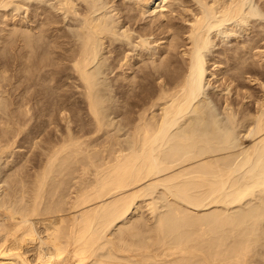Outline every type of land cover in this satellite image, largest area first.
<instances>
[{
    "label": "bare ground",
    "instance_id": "bare-ground-1",
    "mask_svg": "<svg viewBox=\"0 0 264 264\" xmlns=\"http://www.w3.org/2000/svg\"><path fill=\"white\" fill-rule=\"evenodd\" d=\"M50 1L56 13L50 11V6L49 9L41 6V2L45 5ZM172 1L37 0L34 10L29 13L32 6L29 0H0V9L13 5L14 11L21 10L36 18H32L29 24L24 18L17 17V11H0V33L9 38L3 40L14 45L17 43L19 50L16 53L12 51L15 47L6 44L7 51L11 46L12 57L4 59L6 55L2 53L0 57V65L4 67L0 68L3 70L0 75V163L17 150H14L16 143L31 141L37 144L38 132L33 128L41 121V115L57 116L58 121L65 122L64 132L60 130L61 135L56 134L57 139L51 141L48 148L42 147L46 158L43 160L44 156H39L42 162H39L37 171L33 167L36 172L31 178L24 176L28 153H23L27 156L26 162L23 157V162L16 166L8 159L0 168V181L3 182L0 183V264H264V224L261 220L264 202L242 213L228 210L229 205L254 195L258 189L264 190V95L262 100L259 98L254 114H242L245 116L241 117L242 127H245L242 129H245L244 133L247 131L244 136L250 135L253 143L246 146L242 157L236 159L233 155L219 156L233 150L234 135L230 129L228 132L218 129L216 111L206 104L208 96L205 91L206 85H213L212 78L219 74L217 70L220 72L224 68V60L231 61L230 56H237L240 50L242 52L237 57L240 64L237 65L236 59L232 58L237 65L232 66L241 71L236 69L235 72L227 67L229 73L227 75L225 69L224 77L229 81L226 85L223 83L221 91L229 93L230 82L233 84L238 76L234 78V75L244 72L241 69L245 67L243 62L247 59L246 64L249 63L246 53L251 48L257 49L256 40L257 46L253 44L254 47L247 43L251 39L235 42L241 47H236L239 51L234 50L236 54L230 56L227 51L232 46L227 44L226 49L222 46L219 54L225 57L221 55L223 59L209 58L206 52L217 37L245 35L256 26L257 31L258 27L261 28L257 34L263 41V21H255L254 17L264 18V1L195 0L191 6L188 3L187 6L179 5L184 11L177 16L182 15L181 19L188 22L184 27L178 25L179 32H174L179 30L178 26H173L177 30H171L174 25L173 20L170 23L171 15L168 16V13L172 14L171 8L168 13L161 11L163 7H172ZM175 2V6L178 5ZM124 12L133 21L137 14L145 21L147 13H154V17L150 14L152 17L149 20L146 17V20L151 23V29L156 26L162 31L164 28L160 42L155 39L158 38L154 35L156 32L152 33L155 37L151 34L157 31L155 28L150 34L145 30L150 26L144 28L147 34L141 30L143 34L138 35L140 31H134L131 24L128 26L122 19ZM140 16L139 19L136 17V22L137 19L141 21ZM70 19L74 26L68 28L69 34L64 26ZM53 23L57 26L52 35L51 31L50 34L46 31ZM132 30L137 33L136 37H133ZM150 35L154 41H150ZM116 40L125 41L124 46L133 43L134 50L138 48V51L139 47L149 51L151 42H157L162 46L161 50L168 53L171 44L169 49H176L175 53L170 51L169 54L175 55L177 47H181L182 54L181 50L177 51L183 55L185 60L181 58L186 65L181 71L171 73L170 70L178 66L172 69L170 66L175 62L167 54L168 57L160 54L164 63L159 61L160 66L152 68L156 73L148 71L142 77L147 79L148 75H155L160 79L155 89L147 91L156 99L152 98L149 108L138 113L133 125L129 121L133 127L130 139L121 140L113 133L109 140L105 139L106 143L102 141L95 148L96 142L91 143L92 134L83 138L72 126L71 112L77 108L75 103L67 102L70 93L63 88L68 82L63 77L72 79L77 83L75 86L81 88L88 115L96 126L94 131L99 133L106 128L107 119L102 112L101 75L110 59L108 55L114 54L113 47L109 46L115 44L116 49ZM136 50L137 55L133 58L138 57V60L145 56L141 50ZM122 54L121 64L128 65L126 69L134 73L135 59H131L127 50ZM151 61L152 65L158 62L155 57ZM114 63L109 61L108 65L112 67ZM8 65H13L15 70L8 76L14 82L6 81ZM126 72L125 75H131ZM136 76L134 73L133 77ZM260 83L264 84L263 81ZM137 84L139 89L142 88L143 85ZM131 90L134 96L141 93L134 87ZM231 103L226 97L222 108L228 122L234 125L238 112ZM154 106L158 109L151 110ZM41 126L37 124V130ZM255 155L259 158L257 163L252 161ZM246 166H250V173L237 184L235 174ZM155 194L160 196L159 199Z\"/></svg>",
    "mask_w": 264,
    "mask_h": 264
},
{
    "label": "rangeland",
    "instance_id": "rangeland-1",
    "mask_svg": "<svg viewBox=\"0 0 264 264\" xmlns=\"http://www.w3.org/2000/svg\"><path fill=\"white\" fill-rule=\"evenodd\" d=\"M37 1V0H36ZM36 1L35 0H29V2H31L30 4H32V6H30V8H31V10L29 9V13H31V11L32 10H34V7H33V5L34 4H36ZM172 1V0H171ZM174 1L175 0H173L172 2H173V5H172V7L171 6H166V7H163V8H161L162 10L161 11H165V13H168L170 10H169V8H171V11H172V14H171V12L170 13H168V16L169 15H171V16H169L170 17V23L172 22L173 23V21H174V25H171V27H172V29L171 30H173V29H175V30H177V29H179V30H177V31H174V32H179L180 31V26H182V27H184L186 24L188 25V22H184V20H182L181 19V17L180 16H182V15H179V16H177L179 13H183V11L184 10H182L181 8L182 7H180L181 5H184V6H187V5H189V6H191V4L193 3V4H195L194 3V1L195 0H176V4H178V5H176L175 6V4H174ZM178 1H180L179 3H178ZM181 1L182 2H184L185 4H181ZM186 1V2H185ZM255 1V0H254ZM256 1H259V2H261V3H263V1L264 0H256ZM27 2V1H26ZM49 2V1H48ZM47 2V3H48ZM53 2V1H52ZM45 3V2H44ZM186 3H188L187 5H186ZM191 3V4H190ZM260 3V4H261ZM166 4V3H165ZM192 4V5H193ZM46 5V6H45ZM45 5H43V3L41 2V6L42 7H46V8H48L49 6V8H52L53 7V4H51V1H50V4L48 3V4H46L45 3ZM180 5V6H179ZM12 6V7H11ZM8 9H5L7 12H12V13H15L16 11V15H18L17 17L19 18V17H22V18H24L29 24H30V22H31V19L33 18V19H36L35 17H32L31 15V17L30 16H27V14L26 13H24V11H18V10H16V11H14L15 9V6H13V5H11ZM35 6V5H34ZM52 6V7H51ZM178 6H179V8H178ZM264 6V5H263ZM173 7H175V9H176V12H174V8ZM48 8V9H49ZM172 8H173V10H172ZM10 9H11V11H10ZM3 10V11H2ZM4 9H0V11H2L3 13L4 12H6ZM13 10V11H12ZM24 10V9H23ZM55 11L54 13H56V10L54 9V8H52V9H50V11L53 13V11ZM123 11H125L126 13H127V11L126 10H124V8L122 9ZM122 10H121V14L123 15V12H122ZM158 11L160 10V9H157ZM167 10H169L168 12H167ZM178 10V11H177ZM158 11H156V12H158ZM179 11H182V12H179ZM23 12V13H22ZM124 12V17H122V19L124 18V20H126V24L129 26L130 24H131V29H137L136 31L138 32V31H140V33L138 32V35L139 34H143L142 32L143 31H141V30H144V28H147V26H150L151 25V23H149V22H147L148 20H149V17H152L151 15H153V17H154V13L153 14H149V13H147V15L148 16H146V17H148V20H146L147 18L145 17V21H143L142 20V16H140L139 14H137V16H138V19H139V16H140V18H141V21H139L138 19H137V22H136V17H134L135 18V21H133V18H128V17H126L125 16V13ZM133 12V11H132ZM131 12V13H132ZM136 12V11H135ZM174 12V13H173ZM1 13V12H0ZM8 13V15H11V14H9ZM2 14V13H1ZM0 14V17L2 16ZM23 14V15H22ZM136 14V13H135ZM133 15V14H132ZM172 15H173V18H172ZM176 15V16H175ZM174 17H176V19L174 18ZM30 18V19H29ZM126 18V19H125ZM178 18V19H177ZM180 18V19H179ZM255 18H257V19H255ZM259 16H256V17H254V20L256 21V20H261V22L264 24V18H259ZM131 20V22H130V20ZM143 19H144V17H143ZM0 20H2V18H0ZM164 21L165 20H167L166 18H164L163 19ZM173 20V21H172ZM128 21H129V24H128ZM132 21H133V23H132ZM178 23H177V22ZM183 21V22H182ZM39 22H41V20H39ZM74 21L73 20H67V22H66V25L64 26V28L68 31V33H69V29H70V27H71V25L72 24H70V23H73ZM144 22V23H143ZM137 23V24H136ZM142 23V24H141ZM186 23V24H185ZM54 24V23H53ZM74 24V23H73ZM184 24V25H183ZM51 26H52V24H50ZM49 25V31H46V32H48L49 34H50V31H51V34L53 35V32H54V30H55V28L54 27H56L57 26V24H54L52 27ZM141 25H142V27H141ZM146 25V26H145ZM178 25H180V26H178ZM72 26H74V25H72ZM144 26V27H143ZM152 26H155V25H152ZM173 26H178V27H176V28H174ZM48 27V26H47ZM51 27V28H50ZM136 27V28H135ZM69 28V29H68ZM141 28V29H140ZM153 28H155L157 31H155ZM152 29H151V26H150V29H149V27L147 28V29H145L146 31H148V33L150 34V32L151 31H153V32H151V34L153 33L154 34V32H156V34H154L155 36L156 35H158L157 37L158 38H155V39H159L161 36H164V31H163V29H162V27H161V29H162V31L160 30V28H159V30H158V28H156V26L155 27H153ZM51 29V30H50ZM53 29V30H52ZM139 29V30H138ZM256 29V30H255ZM259 29L261 30V28H259L258 27V31H259ZM132 30V31H133ZM134 30V31H135ZM144 30V31H145ZM134 31H133V37H136L137 36V33H134ZM145 31V33L144 34H147V32ZM163 32V35H162V33L161 32ZM254 31V32H253ZM258 31H257V26L255 27V28H253V30L250 32V33H244L245 35H242L243 33H239V34H237V36H236V34H234V36H233V34L232 35H221V36H219V37H217L216 38V40H215V42H214V44L209 48V50L206 52V56L207 57H209V58H213V56H217L218 58H222L223 59V55L222 54H219V51H222L223 50V47H224V49H226L227 47H228V45L229 46H232V48H233V46H235L233 49L232 48H230V47H228L229 49H228V51H227V53H228V56H230V55H234V54H236V53H234V50H237L238 48H240L241 47V45H240V43H239V45L237 44V43H235V42H238V41H241L242 39L243 40H250V42H252V44L250 43V42H247V41H245V42H247L248 44H250V45H252L253 46V44H255V42H254V40H256V42L258 43H256L258 46H259V48H258V46L257 47H255V48H257V49H254V48H251V51H249V53L251 52V55H250V57L248 56V54L246 53V56L248 57V64H246L247 62V59H246V61L245 62H243V63H245L244 65H245V67H242L241 69H243L242 71H244L245 72V70L244 69H246L248 72H238V73H234L233 74V72L232 71H230V74L232 73L233 75H234V78H235V76L236 75H238L237 77H236V80L234 79L233 80V84L230 82V86H232V87H230L229 86V88H231L230 89V91H229V93H225V92H222L221 91V88H223L224 87V85H226L227 83H228V81L225 79V74H224V71H225V69H226V72H227V75H228V73H229V68H231V69H237V68H235L234 66H232V65H235V66H237L238 64H240L239 62H237L238 61V59H237V57H238V54L240 53V51L239 50H237V51H239V53L237 52V51H235V52H237L238 54H237V56H233L232 58L233 59H236V62H237V65L236 64H234V63H236L235 62V60L234 61H232L233 59L231 58V56H230V59H231V61L230 60H228V59H225L224 61H225V64H224V70L222 69L220 72H219V70H217L218 72H217V74L219 75H217L216 77H214V78H212L213 79V81H212V84L213 85H206L205 86V91H206V93H207V96H208V101L206 102V104L209 106V107H211L214 111H216V116L215 117H217L216 118V120H217V126L218 127H220V128H218L219 130H221V128H223V130L225 129V131L226 132H228V130L230 129V131H231V133L234 135H232L230 132V134L233 136L232 137V146H233V150L231 151V152H229V153H221V154H219V156H222V155H233L236 159L237 158H240V157H242V155H243V151H244V149L246 148V146H249V144H252L253 143V138L249 135H247V137L246 136H244L246 133H247V131H246V133H244V131H245V129H242V128H245V127H242V124H243V117H245V116H247V114L248 113H255L256 112V110H257V102H259L260 101V99L262 100V96L264 95V90H263V87H264V84L262 85L260 82L261 81H263V83H264V55H263V53H264V36H263V38H261L263 41H261L260 39H259V37H258ZM159 32V33H158ZM264 32V31H263ZM2 33H4V32H2ZM172 33H173V31H172ZM260 33V32H259ZM70 34V33H69ZM152 34V35H153ZM175 34V33H174ZM173 34V35H174ZM242 36H241V35ZM247 34V35H246ZM152 35H150L152 38H151V40L150 41H154L155 39H154V37L152 36ZM241 37H240V36ZM7 35L6 34H4L3 36L1 35V33H0V37H4V38H2V39H0V48H2V49H0V57H1V53H2V55L4 54V55H6L5 56V58L4 59H11L10 57H12V54H11V52H10V49H11V46L14 48V50H12V51H18L19 52V50L16 48L17 46H16V44L17 43H15V45L14 44H11V43H9V42H7L6 40H3V39H5V38H8V36L6 37ZM175 36H177L176 34H175ZM227 36V37H226ZM50 38L52 39V37L50 36ZM49 38V39H50ZM239 38V39H238ZM50 39V40H51ZM163 39V38H162ZM8 40H9V38H8ZM259 40V41H258ZM3 41V42H2ZM5 41V42H4ZM163 42L165 41L164 39L162 40ZM122 41H117L116 40V44H117V46H116V49L114 48L115 47V44L114 45H112V46H109V47H113V49H112V51L114 52V56L110 53L109 55H108V59L109 60H107L108 61V63H109V61H111V63L113 64L114 62V65H112V67L111 66H109L108 65V63H107V65L105 66L106 68H104V73L101 75V81H102V84H101V89L103 90H101V92H103L102 94H103V96H102V98H103V103L104 104H102V112H104L103 114L105 115V122H106V128H107V130H106V128H104L103 130H101V131H99V133H97V132H95L94 131V129L96 128V126H95V124L91 121V117L88 115V112H87V109H86V105H85V103L83 102V96H82V94H80V90H81V88H77L76 86H75V84H77V83H74L73 81H72V79H69V78H67L66 76H64L63 78H64V80H67L68 82L65 84V85H63V88H65V89H67L68 91V93H70V97L68 98V100H67V102L70 104V101H71V103L72 104H74V106L77 108L76 109V111H74L73 113L71 112V114H72V118H73V122H72V126H74L73 128L79 133V135L81 136V137H83V138H86L87 137V134L91 137V134H92V139H91V143H93L94 144V141L96 142L95 144H97V145H95V146H97V147H95L93 144L91 145V146H94L95 148H98L101 144H100V142H102V141H104L105 142V139H108L109 140V137H111L112 135H110V134H116L117 136H120L121 137V140H128V139H130V136H131V133H132V130H133V127H132V125L134 124V122H136V119H137V116H138V113L139 112H141L144 108L146 109V107L147 108H149V105H150V103H152V100L154 99H156V98H154V96L155 95H150L147 91H150V90H152V89H155L157 86H158V82H159V80L160 79H157L156 78V76L155 75H148V78L147 79H144V78H142L144 75H145V73L146 72H150L151 73V71L152 72H154V73H156L155 71H154V69H155V67H157V66H160L159 65V63L160 62H162V63H164L163 61H161L162 60V57L163 56H161L160 54H162V55H166L169 59H171L172 61H174L175 63L172 65V66H170L172 69L174 68L173 66H178L176 69H174L173 71L172 70H170V72L171 73H175L176 71H181V68H182V66H185L186 64H184L185 62H184V57H183V55H181L182 57H183V59L181 58V56H180V51L178 52L177 50L179 49V50H181V54H182V49H180L179 47H177L178 49L176 50V54L179 56H177V55H175L174 53H175V49L173 48V50H171V49H169V48H172L171 47V44L170 43H168V44H170V47H168L167 48V50H168V53L166 52V51H164V50H161L162 49V46L161 45H157V42L155 43H152L151 42V45L152 46H150V50L149 51H145V50H143V49H141L140 47H139V49L142 51V53H143V55H145V56H143L141 59H138L137 60V58H133L132 56H134L135 57V55H137V52H135V50L136 51H138V48H136L135 50H134V48H133V43L131 44V45H128V44H126V46H124L123 45V43L125 42V41H123L122 43H121ZM158 42H160V39L158 40ZM171 42V41H170ZM261 42H262V44H261ZM4 44V46L6 45V44H11V46H9V51H7V48L8 47H6V48H4V46L2 47V45ZM51 44V46H54L52 43H50ZM50 44H48V45H50ZM119 44H121V47L123 48H121L120 47V45ZM154 44V45H153ZM228 44V45H227ZM236 45H238V46H236ZM254 45V46H255ZM120 48H119V47ZM131 46V48H129ZM158 48H157V47ZM223 46V47H222ZM227 46V47H226ZM253 46V47H254ZM125 47L127 48V49H125ZM158 50L159 48V50L158 51H155L156 49ZM236 47H238L237 49H236ZM51 49H54V47H50ZM110 48V49H111ZM119 48V49H118ZM183 48V47H182ZM221 48H222V50H221ZM3 49L5 50L4 52H3ZM57 49V48H56ZM55 49V50H56ZM121 49V50H120ZM219 49V50H218ZM233 51H232V50ZM124 50V51H123ZM125 50H127L128 52H129V55L132 57L131 59L132 60H136V61H138V62H136L135 60H134V62H135V76H136V74H137V76L136 77H133V74L134 73H132L133 72V70L130 72V70L131 69H129V70H127L128 69V65H126L127 66V69H126V66H124L123 64H121V62H122V60H121V57H123V56H121V55H124V54H122V53H124L125 52ZM130 50V51H129ZM131 50H133V51H131ZM139 50V51H140ZM217 50V51H216ZM231 50V52H232V54H231V52H229ZM17 51H16V53H17ZM41 51V50H40ZM117 51V52H116ZM138 51V52H139ZM144 51V52H143ZM151 51V52H150ZM170 51H173L174 53L172 54V52H171V54H169V52ZM216 51V52H215ZM252 51H253V53H252ZM9 52V53H8ZM121 52V53H120ZM130 52H132L131 54H133V55H131L130 54ZM162 52H164V53H162ZM166 52V53H165ZM218 52V53H217ZM242 52V51H241ZM260 52V55H258L257 53H259ZM7 53V54H6ZM116 53V54H115ZM153 53V55H151ZM156 53V54H155ZM215 53V54H214ZM230 53V54H229ZM234 53V54H233ZM255 53V54H254ZM261 53H262V55H261ZM54 54V53H53ZM107 54H108V52H107ZM117 54H118V56H117ZM119 54H120V56H119ZM159 56H158V55ZM217 54V55H216ZM10 55V56H9ZM50 55V54H49ZM48 55V56H49ZM111 55H112V57H111ZM117 56V58H118V60H117V58H116V56ZM171 55V56H170ZM173 55V56H172ZM175 55V56H174ZM218 55H222L221 57H219ZM255 55V56H254ZM256 55H258V56H256ZM51 56H52V54H51ZM54 57H55V61H56V56L55 55H53ZM147 56H148V58H147ZM160 56H161V59H160ZM263 56V57H262ZM146 57V58H145ZM153 57H155L156 58V61H158V62H154V63H156V64H153L152 65V61H151V58H153ZM159 57V58H158ZM171 57V58H170ZM259 57H261V58H259ZM130 58V57H129ZM150 58V59H149ZM166 58V57H165ZM167 58V59H168ZM174 58H176V59H174ZM225 58V57H224ZM23 59V58H22ZM146 59H147V61H146ZM263 61H262V60ZM121 60V61H120ZM163 60H164V57H163ZM209 60V59H208ZM226 60H228L227 61V63L229 64V65H227L226 66ZM240 60V59H239ZM139 61H141V62H139ZM160 61V62H159ZM165 61H166V59H165ZM178 61V62H177ZM182 61V65L180 64V62ZM229 61H230V63H229ZM262 61V62H261ZM120 62V63H119ZM187 62V61H186ZM234 62V63H233ZM12 63V62H11ZM140 63V64H139ZM177 63V64H176ZM211 63V62H210ZM122 66H121V65ZM137 64H139V66H137ZM148 66H147V65ZM179 64V65H178ZM231 64V65H230ZM111 65V64H110ZM151 65V66H150ZM156 65V66H155ZM241 65H242V63H241ZM243 65V66H244ZM246 65H247V67H246ZM9 66V65H8ZM108 66V67H107ZM120 66V67H119ZM153 66H154V69H152L153 68ZM231 66V67H230ZM5 67H7V66H5ZM121 67H123V69H121ZM140 67V68H139ZM141 67H142V69H141ZM227 67H228V69H227ZM234 67V68H233ZM238 67H240V66H238ZM250 67V68H249ZM0 68H2V65H0ZM107 68H109V69H107ZM112 68V69H111ZM116 68V69H115ZM117 68H119V69H117ZM138 68L140 69V70H138ZM213 68V67H212ZM2 69H4V67L2 68ZM2 69H0V71L2 72H0V75L1 74H3V70ZM125 69V70H124ZM8 70L9 71H7L8 72V75H7V72L5 73L6 74V76L8 77L10 74H12L13 72H15V70H13V65H10L9 66V68H8ZM137 70V71H136ZM228 70V71H227ZM235 70H233V71H235ZM237 70H239V68L237 69ZM237 70L235 71V72H237ZM120 71V72H119ZM121 71H127V72H129V73H127L126 72V74H131V75H125V73L124 72H121ZM223 71V72H222ZM239 71H241V70H239ZM250 71H253V72H250ZM256 71V72H255ZM11 72V73H10ZM107 72V73H106ZM119 73H120V75H119ZM124 74V76H123V74ZM222 73V74H221ZM242 73H244V74H242ZM247 73V74H246ZM256 73V74H255ZM258 73V74H257ZM224 74V75H223ZM240 74V75H239ZM222 75V76H221ZM259 76L260 78H257V76ZM11 76V75H10ZM125 76H128V77H125ZM134 78H132V77ZM119 77V78H118ZM218 77V78H217ZM256 77V78H255ZM126 80H125V79ZM256 80H255V79ZM12 78L10 77H8V79L6 80L7 82L9 81H12V82H14L13 81V79L11 80ZM103 79V80H102ZM117 79V80H116ZM129 79V80H128ZM258 79V80H257ZM261 79V80H260ZM227 82H226V81ZM103 81H104V83L105 84H103ZM131 81H132V83H131ZM217 81V82H216ZM76 82H78V81H76ZM133 82H135V83H133ZM141 82H143V84L141 83ZM18 82H16V84H17ZM137 83H140L141 84V86H142V88H140L139 89V84H137ZM223 83H224V85H223ZM226 83V84H225ZM129 84H131V85H129ZM232 84V85H231ZM104 85V86H103ZM127 85H128V87H127ZM135 86H136V88H135ZM138 86V87H137ZM216 86V87H215ZM218 86V87H217ZM222 86V87H221ZM8 87V86H7ZM68 87V88H67ZM134 87V89L136 90H139L141 93L140 94H138V95H135L134 96V93L132 92V88ZM221 87V88H220ZM142 89H144L143 91H142ZM220 89V90H219ZM128 90V91H127ZM78 91H79V93H78ZM138 91V92H139ZM73 93V94H72ZM128 93V94H127ZM133 93V94H132ZM149 94V95H148ZM151 97V98H150ZM156 97V96H155ZM228 98V100L229 101H231V102H233V103H231L232 105H233V107H236V111L238 112L237 113V122L236 123H234V125H232V124H230L229 122H228V120L226 119V116H225V113H224V111H223V108H222V104H223V101L225 102V98ZM74 98V99H73ZM153 98V99H152ZM260 98V99H259ZM257 99V100H256ZM263 99H264V96H263ZM83 106V107H82ZM83 109V110H82ZM156 109H158V106H154V107H152V109L151 110H156ZM105 110V111H104ZM253 110V111H252ZM69 111V110H68ZM67 111V112H68ZM80 111V112H79ZM82 111V112H81ZM248 111V112H247ZM148 112V111H147ZM106 113V114H105ZM148 113H150V109H149V112ZM253 113V114H254ZM81 114V115H80ZM242 114H245V116L243 115L242 116ZM249 115V114H248ZM136 116V117H135ZM49 117V118H48ZM51 117H52V119H51ZM242 117V118H241ZM129 119V120H128ZM41 121L40 122H36L35 124H36V126L33 128L34 130H35V128H36V131L38 132V135H37V137L38 138H40V139H38L37 137L35 138V141L37 142V144H39L40 143V145H38L39 146V149H38V146H37V144L35 145V144H33L31 141H21L20 143H16L15 144V146H14V150L15 149H17V150H15V152L13 151V153H14V155H13V153L8 157V158H3V160H1V163H0V168H3L4 166H2V165H5V163L7 162V160L9 159V160H13V162H15V163H13L14 165H16V166H18L17 164L19 163V164H21L22 162H23V160H24V158H25V161L24 162H26V155H27V153H28V157L27 158H29V161L27 160V162H26V168H25V170L27 169V172H26V174H25V172L23 173V175L26 177V178H31L35 173L34 172H36L37 170H38V168H39V162H40V164H41V162L42 161H40V160H42V158H40L39 156H44V151L42 152V150L41 149H43L44 150V148L46 147V148H48L47 147V145L48 144H50L51 145V141L53 142L54 140H56L57 138H55L57 135H61L60 134V132L62 131V133L64 132V130H65V122L64 121H62V120H57V116H56V118L55 117H53V116H50V115H41V119H40ZM49 120H53L52 122H49ZM79 120V121H78ZM83 120V121H82ZM134 120V121H133ZM57 121V122H56ZM91 121V122H90ZM129 121H131V122H133L132 123V125H131V122H129ZM79 122V123H78ZM107 122H108V126H107ZM55 123V124H54ZM85 123V124H84ZM92 123V124H91ZM245 123V122H244ZM37 124H41L42 126H41V128H40V130H37ZM52 124H54V125H52ZM56 124H58L59 126H57V127H59L58 128V131H56V129H57V127H56ZM80 124V125H79ZM94 124V125H93ZM84 127H83V126ZM87 125V126H86ZM30 126V125H29ZM45 126V127H44ZM244 126V125H243ZM95 127V128H94ZM225 127H227V128H225ZM83 128V129H82ZM217 129V130H218ZM43 132H42V131ZM46 130V131H45ZM48 130V131H47ZM61 130V131H60ZM79 130V131H78ZM82 130V131H81ZM89 130H90V132H89ZM222 130V131H223ZM244 130V131H243ZM81 131V132H80ZM95 133H94V132ZM225 131H223V132H225ZM48 132H49V134L51 135V137H52V139H51V137L50 136H48L49 134H48ZM91 132H93V133H91ZM115 132H117V133H115ZM44 133H45V136H43L44 135ZM52 133H53V135H52ZM84 133V134H83ZM244 133V134H243ZM57 134V135H56ZM113 134V135H114ZM42 135V137H39V136H41ZM55 135V136H54ZM84 135L86 136V137H84ZM58 136V137H59ZM88 136V137H89ZM46 137V138H45ZM48 137H50L49 139H48ZM48 141V140H50V142L48 143L46 140ZM97 141H96V140ZM41 141V142H39V141ZM94 140V141H93ZM108 140H106V141H108ZM44 141L45 142H47L46 144L44 143ZM127 142V141H126ZM41 143H42V145H41ZM106 143V142H105ZM108 143V142H107ZM17 145V146H16ZM45 145V146H44ZM99 145V146H98ZM41 146V147H40ZM49 146V145H48ZM25 147V148H24ZM32 147V148H31ZM34 147V148H33ZM42 147H44V148H42ZM26 149V151L24 150V149ZM30 148V149H29ZM21 151H20V150ZM33 149V150H32ZM30 150H31V152H30ZM29 151V152H28ZM33 151H34V153H33ZM23 153H25V154H23ZM33 153V154H32ZM42 153V154H41ZM18 156V157H17ZM42 156V157H43ZM24 157V158H23ZM19 158V159H18ZM21 158H22V160H21ZM38 158H39V160H38ZM46 157L44 156L43 157V160L45 159ZM252 161H253V163H257V162H259V158H258V156L257 155H255V156H253V159H252ZM27 163H28V165L29 164H31L30 166H28L27 165ZM23 164H25V163H23ZM29 167V168H28ZM31 167H32V169H31ZM33 167H35V169H36V171H35V169L33 168ZM13 168H15L16 169V167H14L13 166ZM34 169V170H33ZM1 170V169H0ZM2 170H4V169H2ZM14 170V169H13ZM29 170V171H28ZM32 171V172H31ZM250 171V166H246V167H244L243 169H241V170H239L238 172H236V174H235V179H237V184H239V183H241V182H243L244 180H245V178L248 176V174L250 173L249 172ZM27 174L29 175V177H27ZM32 174V175H31ZM1 177H2V174L0 175ZM31 176V177H30ZM0 177V178H1ZM2 181H0V183H1ZM1 184H3V182L1 183ZM4 185H7V184H4ZM74 189V188H73ZM72 189V190H73ZM75 190V189H74ZM155 197L157 198V199H159V195L158 194H155ZM264 202V190H260V189H258L255 193H254V195H248V196H246L241 202H236V203H233V204H231V205H229L228 206V210H229V212H232V213H235V214H237V213H242V212H245V211H247V209H250L252 206H255V205H258V204H260V203H263ZM262 220V222H263V224H264V217L261 219ZM264 227V226H263ZM263 232H264V230H263ZM263 242H264V239H263Z\"/></svg>",
    "mask_w": 264,
    "mask_h": 264
}]
</instances>
